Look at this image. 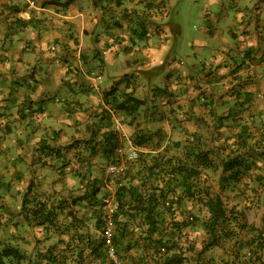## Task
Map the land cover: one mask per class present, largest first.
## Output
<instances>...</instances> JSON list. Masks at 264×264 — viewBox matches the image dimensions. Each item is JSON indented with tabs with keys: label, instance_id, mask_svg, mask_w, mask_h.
I'll list each match as a JSON object with an SVG mask.
<instances>
[{
	"label": "rangeland",
	"instance_id": "374dc122",
	"mask_svg": "<svg viewBox=\"0 0 264 264\" xmlns=\"http://www.w3.org/2000/svg\"><path fill=\"white\" fill-rule=\"evenodd\" d=\"M36 1L39 30L49 28L52 16L59 17L60 33L54 42H59L62 36L88 35L87 29L65 18L71 14L68 9L73 0ZM74 1L78 12L88 10L92 4L100 15L98 32L92 30L90 39L97 42L105 37L121 43L119 47L128 56L126 66L132 69L125 76L133 79L138 76L134 71L147 76L146 73L162 70L170 86L175 80H183L187 68L188 73L196 76L195 83L193 88L147 89L152 91L149 101L142 99L144 104L131 114V120H137L136 126L142 127L128 133L137 142L136 135L142 134V146H137L138 157L127 161L125 174L113 178L108 186L101 180L104 167L111 159L102 151L101 137L109 125L98 124L99 118L93 122L99 125L97 130L81 128L75 137L58 143L61 148L58 157H42L36 138L39 126L35 130L30 126L23 137L15 139L3 152L0 150V244L8 242L21 253L20 259L3 257V261L7 264H58L59 261L60 264H110L102 243L96 252L89 249L90 241L103 240L101 228L105 212H97L98 224L92 216V206L82 194L94 184L99 187L97 196L111 201L116 186L132 182L142 184L139 188L151 193H156L155 186H162L161 203L154 216L164 225L166 246L170 252L182 255L184 262L264 264V12L257 13L249 34L248 29L239 31L226 24L228 21L223 17L229 15L231 6L226 5L228 9L222 10L225 4L217 7L211 2L209 7L207 0H162L160 3L150 0L152 7L145 5V0H119L120 4L115 0ZM255 2L263 4L264 0ZM261 4L258 5L263 9ZM139 16L145 18L146 28L141 39L131 31L137 26ZM168 40L166 57L161 63L150 69H137L139 64L145 67L153 62V55ZM58 44L70 51L67 43ZM145 51L150 52L149 57ZM184 61L191 64L186 65ZM135 92L133 88L137 96ZM105 109L109 116L116 111L106 104ZM121 114L125 117V113ZM28 134L34 137V142L27 138ZM53 142L49 144L56 146ZM201 154L205 156L203 159ZM112 156L116 157L115 149ZM226 157L241 162L236 176L222 169L221 160ZM178 164L195 168L196 174L191 180L195 184L194 196H189L181 185L183 175L176 170ZM166 168L173 170V176L164 174L168 183L160 177ZM143 177H147L145 182ZM29 183L33 191L49 196L54 202L62 198L68 202L55 225L23 224L18 210ZM204 192L219 195L229 214V220L216 227L212 235L216 241L202 224L207 217L201 199ZM123 197L124 215L118 214L113 243L121 264H131L151 250L145 240L149 227L141 213L126 215L129 196ZM74 223L79 227H71ZM58 227L66 233L59 235Z\"/></svg>",
	"mask_w": 264,
	"mask_h": 264
},
{
	"label": "crops",
	"instance_id": "0c3cea01",
	"mask_svg": "<svg viewBox=\"0 0 264 264\" xmlns=\"http://www.w3.org/2000/svg\"><path fill=\"white\" fill-rule=\"evenodd\" d=\"M255 1L257 0H207L209 7L212 3L217 7L225 4L221 7L222 10L227 8L226 5L231 6L234 11L227 8L229 15L223 17L228 21L226 24L239 31L248 29L249 34L252 33L257 13L264 12V7L262 9L258 5L262 2ZM77 6L73 0L68 9L71 14L65 18L81 25L89 33L84 36L80 34L75 37H60L59 42L63 41L70 46V51L67 52L59 46V42H54L60 33L57 27L60 23L59 17L52 16L49 28L39 30L38 1L0 0L2 152L10 147V143H15V139L23 137V133L30 126L33 127L32 130L39 126V135L36 136L39 142L46 140L58 144L75 137L81 128L93 127L97 130L99 125L93 123L95 119L99 118L98 124H105L108 114L101 112L103 108L107 110L104 94L117 82L119 87L123 86V81L119 83V80L132 69L126 66L125 57L128 56L119 47L121 43L118 40L100 37L99 41L94 42L89 38L90 32H98L100 27V15L93 10L94 6L90 4L84 12H78ZM168 42L169 40L161 45L160 51L153 55L155 60L148 66L144 67L137 62V69H150L154 64L161 63L166 57ZM149 51L144 52L147 57ZM185 72L183 80H175L167 86L165 72L162 70L159 73H146L147 76L141 71H134L138 76L133 77L128 88H135L137 96L149 101L152 95V91L147 90L149 88H193L196 76L188 73L187 68ZM121 113L115 111L109 116L111 125L116 118L127 133L142 127L136 126L137 120H131V115L124 114L125 117H122ZM103 115L106 118H101ZM122 118L124 119L121 120ZM30 136L32 135L28 134L27 138ZM33 138L30 137V141L34 142Z\"/></svg>",
	"mask_w": 264,
	"mask_h": 264
},
{
	"label": "trees",
	"instance_id": "16d2710c",
	"mask_svg": "<svg viewBox=\"0 0 264 264\" xmlns=\"http://www.w3.org/2000/svg\"><path fill=\"white\" fill-rule=\"evenodd\" d=\"M162 0H159L158 3H160ZM68 1L67 3H69ZM115 3L120 4L119 0H115ZM157 3V4H158ZM44 4V3H43ZM153 3H150V0H145V5L152 7ZM53 5V4H52ZM144 20L142 16H139L137 18V26L134 28H131L132 32L139 37L140 39L144 36L146 33V28L144 25ZM123 81V86H118V82L114 85H112L108 90H106L104 94V103L116 111H122L125 114H133L136 112L143 104L144 101L141 98H138L134 95L132 88H128L132 83V78L128 76L123 75V77L119 80V83ZM129 89V90H128ZM101 112H105L108 114L107 110H103ZM105 114V115H106ZM103 118H106L103 116ZM109 115H107V120L105 122L106 128L102 132V144L103 153L110 158V161H113L115 157H113V152L115 149V146L117 144L116 142V134L111 129ZM139 140L138 142L134 140L132 137V140L136 146L140 145L142 146V134L139 133ZM39 151L42 155V157H49L52 156H60V150L61 148L59 145L56 144V146L49 144V142H46V140H42L39 142L38 145ZM200 154L197 153L198 157ZM40 156V155H39ZM202 159L205 157L204 154H201ZM130 161V160H129ZM184 165V164H183ZM183 165H177L176 170H179L183 177H182V186H184V189L186 193L189 196H194V190H195V184L191 182L193 177H195L196 170L195 168H190L188 166ZM221 165L223 170H227L232 174L233 176H236L240 173L241 169V162L238 161L236 158H230L226 157L225 159L221 160ZM151 166V165H150ZM149 169H152V167H148ZM127 170V168H126ZM173 170L172 168L168 169L166 168L163 171V174L160 176L161 178L165 175L170 174L173 176ZM125 174V172H124ZM123 174V175H124ZM156 177H159L156 175ZM147 177H143V181H146ZM164 183H168V178L165 180L164 178L161 180ZM142 183V181H141ZM142 185V184H140ZM140 185L134 184L132 182L128 183H121L120 185L116 186L114 188V193L111 199V201L108 198H103L97 196V193L99 192V187L92 184L89 186V188H86L82 194V197L86 200L87 204L92 206L93 208V217L97 220L98 224L100 222L99 215L97 212L103 211V206L107 201H110L115 209L113 212V241L116 237V225L119 224V218L118 214L121 213V215H124V212H122L123 205L125 203H121L122 197H126V195L129 196V203L126 207V215H131L130 212H139L142 214V216L145 219L146 224L149 227V232L146 234V242L150 247L151 250H149L146 255L138 257L136 260H134L131 264H203L201 262H184V258L182 255L177 254L175 252H170V248L166 246V240H164V231L163 226L160 224L156 217L154 216V212L156 211V208L158 207V204L160 206L161 203V195L163 193L162 186H155L156 193L153 191L148 192V189L141 190L139 187ZM123 197V198H124ZM202 201L206 206L207 211V217L203 220L202 224L209 233V235H213L216 227H219L222 225L223 222H226L229 220V214L226 210V207L223 205L224 202L222 198L217 194H209L208 192H204L202 196ZM68 202H66V199L62 198L59 199L57 202H54V200H51L49 196L39 192V191H33L32 185L29 183L27 184L25 191L22 193L20 206L18 210V214L20 218L22 219L23 224L28 226H49V225H55L57 222V217L60 211L64 208V205H66ZM97 213V214H96ZM157 214V213H156ZM241 222H239L240 224ZM242 225V224H241ZM244 225V223H243ZM242 225V226H243ZM124 226V225H123ZM78 228V223H74L73 226ZM124 228V227H123ZM58 233L59 235H63L66 233V230L63 228L58 227ZM155 235V236H154ZM215 241L217 240L215 236H212ZM103 244L102 250L104 251V254L106 256V259L109 261L106 255V247L104 245V241L102 242H89V249L91 252H96L99 248V244ZM116 250V249H115ZM264 251V250H263ZM51 253V252H50ZM49 253V255H50ZM98 254H95V258H98ZM3 257H10L11 259H20L21 253L19 252V248L17 246H14L12 244H9L8 242H2L0 244V264H7L3 261ZM63 258H61L62 261ZM60 264V261L59 263ZM111 264V263H110ZM206 264V263H205Z\"/></svg>",
	"mask_w": 264,
	"mask_h": 264
},
{
	"label": "built area",
	"instance_id": "2783aa9c",
	"mask_svg": "<svg viewBox=\"0 0 264 264\" xmlns=\"http://www.w3.org/2000/svg\"><path fill=\"white\" fill-rule=\"evenodd\" d=\"M111 129L117 137L115 146V159L107 163L104 167V177L101 182L108 186L113 178H118L124 174L127 168V161L135 160L138 157L139 148L134 144L132 137L122 128L120 120L114 118ZM114 205L107 201L103 206L105 215L101 228L102 239L106 247V255L111 264H121L113 243V212Z\"/></svg>",
	"mask_w": 264,
	"mask_h": 264
}]
</instances>
